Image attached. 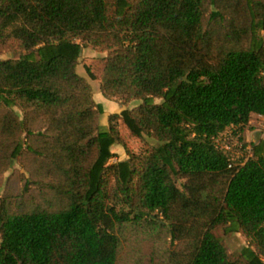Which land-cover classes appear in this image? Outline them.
<instances>
[{
    "label": "trees",
    "instance_id": "1",
    "mask_svg": "<svg viewBox=\"0 0 264 264\" xmlns=\"http://www.w3.org/2000/svg\"><path fill=\"white\" fill-rule=\"evenodd\" d=\"M233 1L0 0V188L18 160L25 191L58 198L0 195V264H264V138L244 162L217 141L264 116V0ZM209 5L233 45L213 42ZM88 46L107 52L89 77L126 105L107 126L78 69ZM127 228L153 231L139 261L121 262ZM231 231L247 236L235 254Z\"/></svg>",
    "mask_w": 264,
    "mask_h": 264
},
{
    "label": "rangeland",
    "instance_id": "2",
    "mask_svg": "<svg viewBox=\"0 0 264 264\" xmlns=\"http://www.w3.org/2000/svg\"><path fill=\"white\" fill-rule=\"evenodd\" d=\"M232 4L234 5L235 1L231 0ZM213 6L209 5L206 13V25L210 26L211 32H212V40L213 42H218L220 45L225 44V47H229L230 45H233V42H228L229 37L226 35L225 32V26L224 22L219 20V17L211 18V11L213 10ZM233 10L240 11V9L233 7ZM245 13V12H240ZM247 13V12H246ZM245 19V18H241ZM240 27V26H239ZM224 38H226L224 40ZM247 37L245 35H242L240 39L241 44L246 43ZM89 50H86L85 54L83 53L81 55V61L78 65L79 71L88 76V78L91 80L94 91H95V97L98 96V93L102 92L100 81L99 79L90 78L88 75V72L86 70L85 64L90 63L93 61L94 58H97L99 54L97 52L93 53L95 55H92L91 53H88ZM17 51H7L2 53V57H13L17 56ZM103 96V94H102ZM103 101L101 103L104 104L105 110L107 112H114L116 111L115 101H118L117 99H108L103 96ZM141 100L136 99L132 100L131 104L128 103L129 106H133V104H139ZM119 106V103H118ZM22 113V109L18 110ZM101 124L104 126H107L109 124L108 122H102ZM226 133L231 134V130H226ZM264 138V116L263 115H254V119L252 123L246 127V129L243 132V139L246 141L251 147L253 145V141L258 138ZM128 144L134 148L139 149L142 146V141L138 138H133L130 136H125ZM151 141L155 142L154 138L148 137ZM117 147V148H116ZM114 148L116 150L122 151L123 154H125V149L121 144H115ZM117 158L114 157L113 161ZM13 164L15 167L20 168L21 164L18 162V160H14ZM36 164V165H35ZM12 166L9 170L5 171L3 173V185L0 188V195L7 196V198L10 200V203L12 204L14 209H20V210H29V209H35L38 206L41 207H47L49 203H52L54 206L58 204V198L54 194V192L51 190L49 186H46L45 189L36 188V184L33 183L29 186V189L25 191V174H21V170L16 171L15 167ZM34 166H38L37 168L40 169L39 171L43 172V178L45 179V183L49 181H57L58 179L54 176L50 175L46 168H43L40 166V164L34 162ZM22 169V168H21ZM37 169V170H38ZM41 176V175H38ZM122 236V252H121V262H135L139 261L142 257L148 254V240H151L150 238L153 236V231L149 232H142V231H134L132 228H127L123 232H121ZM165 240V237L163 236L161 241L163 242ZM225 242L227 247L232 253H238L241 248L247 244V236L238 231H231L227 233L225 236Z\"/></svg>",
    "mask_w": 264,
    "mask_h": 264
},
{
    "label": "built area",
    "instance_id": "3",
    "mask_svg": "<svg viewBox=\"0 0 264 264\" xmlns=\"http://www.w3.org/2000/svg\"><path fill=\"white\" fill-rule=\"evenodd\" d=\"M217 141L228 152L232 160H241L244 162L251 155L252 147L246 144L244 139H239L235 136L232 131L231 134L226 132L220 134Z\"/></svg>",
    "mask_w": 264,
    "mask_h": 264
},
{
    "label": "crops",
    "instance_id": "4",
    "mask_svg": "<svg viewBox=\"0 0 264 264\" xmlns=\"http://www.w3.org/2000/svg\"><path fill=\"white\" fill-rule=\"evenodd\" d=\"M86 50H89V52L88 53H91L92 55H95V54H93V53H95V52H97L98 54H99V56H101V55H105L107 52H105V51H102V50H99V49H97V48H94V47H92V46H88V47H85L84 48V54H85V52H86ZM102 94H103V96L105 97V98H108V97H106L105 95H104V93L103 92H100V93H98V96L97 97H95V99H96V101L97 102H102L104 99H103V96H102ZM94 96H95V91H94ZM109 99V98H108ZM111 99V98H110ZM115 102H117V103H115V105L116 106H113V107H115V109H116V111H121L122 110V108L123 107H125L126 105L125 104H123L121 101H115ZM118 103H119V106H118ZM130 104H131V102H130ZM134 105V104H133ZM115 112V111H114ZM111 113L110 112H107V111H105L104 113H102L101 114V121L102 122H108L109 121V115H110ZM260 138H262V137H260ZM117 148V147H116ZM120 151V150H119Z\"/></svg>",
    "mask_w": 264,
    "mask_h": 264
},
{
    "label": "water",
    "instance_id": "5",
    "mask_svg": "<svg viewBox=\"0 0 264 264\" xmlns=\"http://www.w3.org/2000/svg\"><path fill=\"white\" fill-rule=\"evenodd\" d=\"M83 52H84V48H81V50H80V54L82 55Z\"/></svg>",
    "mask_w": 264,
    "mask_h": 264
}]
</instances>
